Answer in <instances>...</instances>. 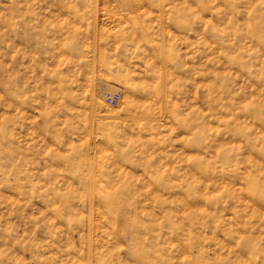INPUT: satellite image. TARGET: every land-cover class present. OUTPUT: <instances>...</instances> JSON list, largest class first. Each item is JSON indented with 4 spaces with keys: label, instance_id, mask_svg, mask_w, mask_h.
I'll return each mask as SVG.
<instances>
[{
    "label": "clouds",
    "instance_id": "obj_1",
    "mask_svg": "<svg viewBox=\"0 0 264 264\" xmlns=\"http://www.w3.org/2000/svg\"><path fill=\"white\" fill-rule=\"evenodd\" d=\"M0 264H264V0H0Z\"/></svg>",
    "mask_w": 264,
    "mask_h": 264
}]
</instances>
